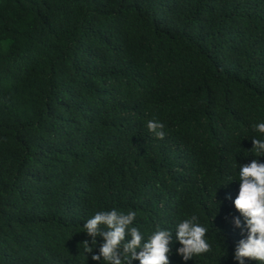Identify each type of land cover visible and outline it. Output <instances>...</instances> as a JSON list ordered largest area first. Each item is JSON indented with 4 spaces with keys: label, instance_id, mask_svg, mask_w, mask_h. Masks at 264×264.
Masks as SVG:
<instances>
[{
    "label": "trees",
    "instance_id": "16d2710c",
    "mask_svg": "<svg viewBox=\"0 0 264 264\" xmlns=\"http://www.w3.org/2000/svg\"><path fill=\"white\" fill-rule=\"evenodd\" d=\"M259 122L264 0H0V264H102L81 231L113 208L146 233L195 214L212 251L170 264H238Z\"/></svg>",
    "mask_w": 264,
    "mask_h": 264
},
{
    "label": "clouds",
    "instance_id": "9594fccd",
    "mask_svg": "<svg viewBox=\"0 0 264 264\" xmlns=\"http://www.w3.org/2000/svg\"><path fill=\"white\" fill-rule=\"evenodd\" d=\"M149 132L159 140L166 136L165 124L153 119L147 122ZM260 136H264V122L253 126ZM252 154L264 156V139H252ZM237 180L229 177V182ZM238 180L240 191L234 199V207L243 217L234 218L236 228L243 229L246 238L241 239L236 247L234 258L238 264L245 260L258 261L264 264V163L252 160L251 163L239 165ZM138 213L135 210L97 211L88 218L82 231L90 236L91 244L83 243L84 253H93L99 244V254H93L92 260L102 264H170L169 256L172 245L178 242L177 249L185 262L194 257H201L212 251V242L208 237V226L201 223L200 218L193 214L177 222L175 231L159 225L151 233H146L137 225Z\"/></svg>",
    "mask_w": 264,
    "mask_h": 264
}]
</instances>
